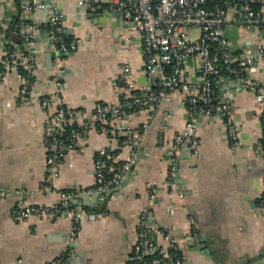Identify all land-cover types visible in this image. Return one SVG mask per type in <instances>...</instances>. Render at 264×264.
Here are the masks:
<instances>
[{
	"label": "crops",
	"instance_id": "crops-1",
	"mask_svg": "<svg viewBox=\"0 0 264 264\" xmlns=\"http://www.w3.org/2000/svg\"><path fill=\"white\" fill-rule=\"evenodd\" d=\"M48 1L64 12L68 30L83 39L65 59L66 103L85 107L91 116L96 102L120 101L125 86L117 77L124 62L133 67L135 90L158 86L144 69L141 36L130 34L120 15L112 10L87 11L80 0ZM20 14L18 0H0V61L7 48L4 31ZM47 15L45 9L36 13L40 22ZM227 33L237 50L252 56L264 46V31L253 33L231 24ZM29 49L37 69L33 92L49 95L55 90L56 57L44 29ZM250 74L264 84V58ZM195 75L196 63L189 61L186 76ZM21 83L16 71L0 80V264H42L67 250L60 264H128L145 207L151 210L149 221L164 230L156 240L165 244L167 233L178 238L183 264H264L263 126L251 91L229 77L218 85V92L232 101V118L241 126L236 150L226 123L213 117L196 120L201 138L198 156L189 137L174 160L166 154L165 145L188 117L181 90L173 91L160 107L133 115L134 133H141L144 121L151 122L142 134L136 162L125 180L98 202L92 190L96 153L104 147L120 152L117 132L89 129L79 146L64 152L61 171L52 176L43 142L49 111L33 100L19 99ZM172 168L173 188L165 185ZM70 190L80 192L70 199L71 207L83 210L80 218L31 215L25 221L14 220L12 213L20 199L58 206L63 192ZM191 217L197 228L192 238L188 237Z\"/></svg>",
	"mask_w": 264,
	"mask_h": 264
},
{
	"label": "built area",
	"instance_id": "built-area-1",
	"mask_svg": "<svg viewBox=\"0 0 264 264\" xmlns=\"http://www.w3.org/2000/svg\"><path fill=\"white\" fill-rule=\"evenodd\" d=\"M21 14L16 31L22 34L19 44L7 36L6 53L3 55L5 70L0 72L3 80L9 71H16L22 83L19 99L33 100L49 111L48 124L44 135L47 150V163L52 176L60 173L64 152L79 146L80 140L91 128L100 131H116L119 150L100 148L95 160L96 183L93 192L96 201L106 199V193L121 184L132 170L137 158V149L142 144L150 121H144L141 133H134L131 117L138 112H150L171 98L175 90L183 92V103L188 107V117L184 126L165 145L166 154L175 159L178 149L186 137L192 140L194 155L201 149V138L196 126L199 118L216 117L226 123L227 134L236 150L241 142V126L232 118V101L218 92V85L225 77L251 91L256 98L261 115L264 140V84L250 74L260 58H264V46L257 56L241 52L235 48L228 37V27L233 24L260 33L264 31V0H80L87 11L112 10L120 15L126 30L132 35H140L144 52V69L147 77L158 84L157 87H142L136 91L137 81L133 67L124 62L117 77L118 83L125 86L120 101L115 103L96 102L93 115L89 116L85 107H73L63 98L65 90V59L83 44L80 36L68 30L64 12L48 0H18ZM45 9L47 16L40 22L36 13ZM10 27V25H9ZM42 29L47 39L55 47V69L53 82L55 90L49 95L37 96L33 92L34 81L19 71L25 67L30 74L36 73L32 64L33 55L29 49L31 42ZM126 48H122L125 50ZM196 63L194 78L186 76L189 61ZM34 62V61H33ZM169 67H171L169 69ZM76 127L72 130L68 128ZM122 156L123 159H119ZM174 168L171 169L165 185L176 186ZM155 182L149 186L153 188ZM80 194L70 190L63 192L60 205L26 203L20 199L13 210L16 221H25L31 215L43 219L67 217L76 220L83 210L71 207L70 199ZM264 202V201H263ZM173 212V209H170ZM151 210L143 208L139 216L137 240L129 256L128 264H183L178 251V238L165 235L166 243L161 244L156 236L164 230L149 221ZM72 238L77 226H74ZM197 235L196 221L191 217L188 237ZM69 254L64 251L53 260L42 264H60Z\"/></svg>",
	"mask_w": 264,
	"mask_h": 264
},
{
	"label": "trees",
	"instance_id": "trees-1",
	"mask_svg": "<svg viewBox=\"0 0 264 264\" xmlns=\"http://www.w3.org/2000/svg\"><path fill=\"white\" fill-rule=\"evenodd\" d=\"M19 23V17L18 16H15L14 18H13V21L11 22V24H10V27H8L7 29H6V32H7V36L9 37V38H12V39H14L15 41H17L18 43H23V37H22V34L21 33H19V31H16L15 32V30H16V25ZM31 63L32 64H34V62L31 60ZM171 67H169V69H170ZM5 70V64H4V61H3V58H2V60L0 61V72L1 71H4ZM19 71L20 72H22L24 75H26L31 81H34L35 80V78H36V76L33 74H30L29 72H28V70L25 68V67H23V66H21L20 68H19ZM137 91V90H136ZM183 93V92H182ZM74 127H76V125H72V126H70L69 128H68V130H72V128H74ZM95 129H97V128H95ZM106 133V132H105ZM104 148H106V149H108V150H112L111 148H109V147H104ZM96 157H97V153H96ZM96 160V159H95ZM78 225V224H77Z\"/></svg>",
	"mask_w": 264,
	"mask_h": 264
},
{
	"label": "water",
	"instance_id": "water-1",
	"mask_svg": "<svg viewBox=\"0 0 264 264\" xmlns=\"http://www.w3.org/2000/svg\"><path fill=\"white\" fill-rule=\"evenodd\" d=\"M175 170L178 171V163H176L175 165ZM98 194L97 193H94V197L97 198Z\"/></svg>",
	"mask_w": 264,
	"mask_h": 264
}]
</instances>
